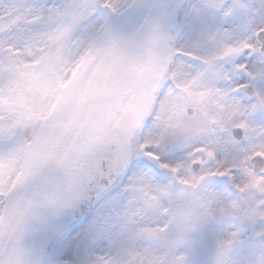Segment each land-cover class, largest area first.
I'll use <instances>...</instances> for the list:
<instances>
[{"label": "rangeland", "instance_id": "obj_1", "mask_svg": "<svg viewBox=\"0 0 264 264\" xmlns=\"http://www.w3.org/2000/svg\"><path fill=\"white\" fill-rule=\"evenodd\" d=\"M32 2L0 0V49L4 56L0 59V75L8 70L5 60H11L16 87L15 91H8L5 82L0 111L21 114L27 127L35 130L34 140L12 164H0V240L35 176L90 101L111 47L84 76L87 62L101 47L89 50L72 43L73 23L52 30L29 19L25 5ZM229 2L241 23L229 40L232 43L249 37L259 26L258 22H251L249 8L253 4L264 7V0H204L206 10L213 14L227 11L224 6ZM23 29H29L27 36L32 37L26 42L21 39ZM217 47L219 42L212 41L197 51L202 57L211 56ZM91 75L93 80L88 85ZM206 83L197 81L188 87L178 83L175 89L159 96L154 123L136 142L134 157L141 154L150 139H155L154 145H159L156 150L163 155L181 153L170 157V162L181 163L178 172L168 176L159 190L153 185L152 191L147 192L142 185H135L128 193L130 202L126 207L106 208L107 200L102 199L85 223L64 235L71 255L61 258V264H117L124 257L135 264H183L193 239L213 219L226 220L239 230L264 231V178L253 176L249 165L256 154L264 156V125L251 122L250 113L254 109H246L239 100L212 91ZM188 108L192 109V115L187 114ZM242 120L250 122L244 130L248 139L243 150H234L229 133ZM221 143L226 152L220 151ZM197 147L205 154L216 149L217 164L207 163L205 167L231 165L241 191L233 189L235 195L229 199L223 192L213 191L206 178L195 187L189 186L199 175L190 171L191 164L197 161L193 151ZM180 177L184 178V184L176 182ZM8 199L13 203L6 207L2 202ZM101 215V228L120 236L118 252H110L94 230ZM112 224L115 226L111 227ZM144 235L158 241L149 243ZM236 236L231 226L218 234L221 247L216 264H234L230 253Z\"/></svg>", "mask_w": 264, "mask_h": 264}, {"label": "snow or ice", "instance_id": "obj_2", "mask_svg": "<svg viewBox=\"0 0 264 264\" xmlns=\"http://www.w3.org/2000/svg\"><path fill=\"white\" fill-rule=\"evenodd\" d=\"M207 7L204 0H33L25 5V11L29 19L44 23L52 30L73 23L71 42L84 49L107 48L116 42V51L133 59L152 54L170 57L168 78L159 90L161 97L175 89L178 83L188 87L197 81H206L212 91L239 100L246 109H254L250 113L251 122L264 125V87L259 86L264 84V7L250 6V20L258 22L259 26L249 37L232 43L229 40L241 26L232 4H225L224 8L228 10H221L220 14L208 12ZM28 32L29 29L21 32L25 42L32 38L27 36ZM212 41H218L219 47L211 56L202 57L197 49ZM0 59H4L2 49ZM5 64L8 70L0 75V101L5 98L6 81L8 91L16 90L13 62L5 60ZM253 89L255 103L247 95ZM154 115L144 123L145 131L152 127ZM249 126V120H242L237 125L235 136L238 140L233 144L234 150H243L248 139L244 130ZM34 137L35 130L27 127L21 114L0 111V164H12ZM158 147L151 144L142 147L141 154L125 166L119 183L112 187L106 185L96 199L105 198L106 208L126 207L130 202L128 193L135 185H142L147 192L152 191L153 185L159 190L165 179L175 175L181 166L180 162H170V157L181 153L172 152L166 156L156 150ZM218 147L220 151H227L223 143ZM193 151L200 153L197 159H205L200 148ZM207 158L208 163L215 166L218 162L216 149L208 151ZM256 163L264 167V159H257ZM195 171L199 175L189 182V186L195 187L206 178L213 191L223 192L229 199L235 195L233 189L241 191L231 165L213 168L201 164ZM176 182L184 184L185 180L180 177ZM2 203L7 207L13 201L8 199ZM102 220L103 215L97 219L94 230L110 252H118L120 236L103 230ZM229 226L237 233L230 253L234 264H264V231L258 232L256 228L239 230L235 224L229 225L223 219L210 220L201 229L187 250L183 264H216L221 247L218 234ZM66 245L63 230L53 225L40 244L39 254L44 259L39 262L24 260L23 253L10 246L0 250V264H61V258L71 255ZM117 264L135 262L124 257Z\"/></svg>", "mask_w": 264, "mask_h": 264}, {"label": "water", "instance_id": "obj_3", "mask_svg": "<svg viewBox=\"0 0 264 264\" xmlns=\"http://www.w3.org/2000/svg\"><path fill=\"white\" fill-rule=\"evenodd\" d=\"M116 48L113 42L90 101L35 176L0 240V250L11 246L23 253L24 260L44 259L39 248L51 227L56 225L65 235L83 224L104 199L97 200V196L106 185L119 183L125 166L134 158L136 142L155 111L171 61L159 54L133 59ZM105 51L102 47L91 57L84 75ZM254 92L253 89L247 94L251 102L255 101ZM187 114L192 115V109L188 108ZM236 131L237 128L230 132L234 143L238 140ZM204 156V160L192 163V173L208 163L207 154ZM257 159L264 156L252 157L251 172L264 177V167L256 163Z\"/></svg>", "mask_w": 264, "mask_h": 264}, {"label": "trees", "instance_id": "obj_4", "mask_svg": "<svg viewBox=\"0 0 264 264\" xmlns=\"http://www.w3.org/2000/svg\"><path fill=\"white\" fill-rule=\"evenodd\" d=\"M83 81V78L81 79V82ZM144 143V141H141V144ZM156 143L155 139H150L149 142H148V145H154ZM141 248H144L146 249V246L145 245H141L140 246Z\"/></svg>", "mask_w": 264, "mask_h": 264}, {"label": "flooded vegetation", "instance_id": "obj_5", "mask_svg": "<svg viewBox=\"0 0 264 264\" xmlns=\"http://www.w3.org/2000/svg\"><path fill=\"white\" fill-rule=\"evenodd\" d=\"M261 85H263L262 87H264V84H261ZM255 90V89H254ZM233 129H235V128H233ZM231 132V131H230ZM230 134V133H229ZM230 138H231V136H230ZM195 162V161H194ZM158 240H155V241H148L149 243H153V242H157Z\"/></svg>", "mask_w": 264, "mask_h": 264}, {"label": "bare ground", "instance_id": "obj_6", "mask_svg": "<svg viewBox=\"0 0 264 264\" xmlns=\"http://www.w3.org/2000/svg\"><path fill=\"white\" fill-rule=\"evenodd\" d=\"M93 80V75H91V77H89V81H88V85L89 83Z\"/></svg>", "mask_w": 264, "mask_h": 264}]
</instances>
